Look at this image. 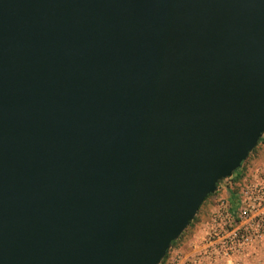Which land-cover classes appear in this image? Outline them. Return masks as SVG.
<instances>
[{
	"label": "water",
	"instance_id": "obj_1",
	"mask_svg": "<svg viewBox=\"0 0 264 264\" xmlns=\"http://www.w3.org/2000/svg\"><path fill=\"white\" fill-rule=\"evenodd\" d=\"M264 135V0H0V264H161Z\"/></svg>",
	"mask_w": 264,
	"mask_h": 264
},
{
	"label": "built area",
	"instance_id": "obj_2",
	"mask_svg": "<svg viewBox=\"0 0 264 264\" xmlns=\"http://www.w3.org/2000/svg\"><path fill=\"white\" fill-rule=\"evenodd\" d=\"M231 177L218 185L210 215L193 239L196 252L186 258L177 251L167 264H264V159L242 180Z\"/></svg>",
	"mask_w": 264,
	"mask_h": 264
},
{
	"label": "trees",
	"instance_id": "obj_3",
	"mask_svg": "<svg viewBox=\"0 0 264 264\" xmlns=\"http://www.w3.org/2000/svg\"><path fill=\"white\" fill-rule=\"evenodd\" d=\"M259 146H263L264 147V135L263 137L260 139L259 144L257 145V147L252 151V153L249 155V157L243 162L242 166L236 170L233 174V176L230 178V180H232V182L235 181H240L242 180V178L245 176V173L247 172L248 168H250L251 166L255 165L259 159H261L259 157V155H257V151H258V147ZM256 153V154H255ZM257 155V156H256ZM218 193L215 192L213 194H210L205 201L202 203V205L199 208V211L197 213V215L195 216L194 220L190 223V225L186 228V230L182 233V235L175 241H173L172 243V247L171 249L168 251L167 255L165 256V258L162 260L161 264H166L167 263V259L169 257L170 252L172 251V249H174L175 247H180V246H186L189 243L190 238L192 237V235L194 234L193 231L190 233V235H188L186 238L185 236L187 235L188 231L190 230V228L192 226H194V224L196 223V221L199 220L198 214L199 212L205 207V212H204V217L206 218L208 216V211L209 209L214 205L215 201L214 199H212V197L216 196L217 197ZM193 233V234H192Z\"/></svg>",
	"mask_w": 264,
	"mask_h": 264
},
{
	"label": "rangeland",
	"instance_id": "obj_4",
	"mask_svg": "<svg viewBox=\"0 0 264 264\" xmlns=\"http://www.w3.org/2000/svg\"><path fill=\"white\" fill-rule=\"evenodd\" d=\"M257 153V155H259V157L261 158V159H259V161L256 163V164H258V163H260L263 159H264V147L263 146H259L258 147V151L256 152ZM255 153V154H256ZM256 155V156H257ZM216 196H214V197H212V199H214V201L216 200ZM205 207H206V205L204 206V208L199 212V214H198V217H199V220L198 221H196V223L194 224V226H192L191 228H190V230L188 231V233H187V235L185 236V238L188 236V235H190V233L193 231V235H192V237L190 238V240H189V242L191 241V240H193V239H195L196 238V236H199L201 233H200V231H202L203 229H202V226H203V224H202V222H204V221H206L207 219H208V217H209V215H210V212H211V209H212V207L209 209V213H208V216L205 218L204 217V212H205ZM189 244V243H188ZM186 246H180V247H175L174 249H172V251L170 252V254H169V257H168V259H167V263L169 262V261H171L174 257H175V254L176 253H178L177 251H180V250H184V248H185ZM187 247H188V245H187ZM262 260H264V255H262ZM261 260V261H262ZM166 263V264H167Z\"/></svg>",
	"mask_w": 264,
	"mask_h": 264
},
{
	"label": "crops",
	"instance_id": "obj_5",
	"mask_svg": "<svg viewBox=\"0 0 264 264\" xmlns=\"http://www.w3.org/2000/svg\"><path fill=\"white\" fill-rule=\"evenodd\" d=\"M204 222H202L203 224ZM202 231H200L201 233ZM192 244H195V241L194 240H191L188 244V247H185L183 252L184 254L187 256L186 258H188V254H192V253H195L197 248H194Z\"/></svg>",
	"mask_w": 264,
	"mask_h": 264
}]
</instances>
